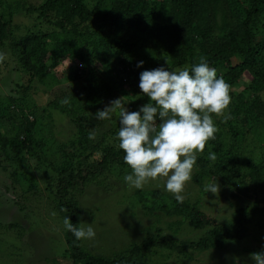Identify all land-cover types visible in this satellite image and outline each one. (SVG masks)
Here are the masks:
<instances>
[{"label": "rangeland", "instance_id": "obj_1", "mask_svg": "<svg viewBox=\"0 0 264 264\" xmlns=\"http://www.w3.org/2000/svg\"><path fill=\"white\" fill-rule=\"evenodd\" d=\"M43 1L4 0L0 5V16L7 17L6 13L12 11L9 32L17 38L26 34L27 30L45 34L57 30L47 22L29 16L22 9L23 3L37 7ZM85 1L89 3L88 8L100 10L95 5L98 0ZM262 24L264 16L255 24V34L261 33ZM93 26L89 24L90 29ZM47 48V65L57 57V67L41 80L36 78L28 83L27 75L20 68L10 43L5 42L0 47V53L6 57L0 63V134L8 138L19 137L22 126L31 121L35 123L34 140L43 144L42 149H35V154L15 155L9 152L7 158L2 156L0 159V264H72L65 239L67 230L64 218L57 207V173L53 167H60L64 152L70 150L69 144L77 138V128L76 122L60 112L61 107L69 106L61 104V101L76 100L78 96L84 99L89 94L90 72L96 74L102 85L112 87L113 95L102 93L94 103L83 101L84 104H80L89 109L78 116V122L82 123L84 132L93 137V145L102 142L105 146H114L116 150L120 148L110 139H104V135L117 126L118 116L113 114L111 120L100 121L95 118L96 112L121 97L128 110L140 108L149 102L147 96L142 97L138 82H132L127 89H120L124 76L116 72L114 75L108 73L116 71L114 58L110 54L100 49L94 51L88 43L84 62H78L62 49L55 51L51 41ZM197 51L198 46L195 48ZM134 52V60L143 61L144 70H152L155 62L170 65L165 48L150 39H141ZM99 55L100 58H96ZM89 56L93 57V62ZM78 72L79 78L76 75ZM229 94L231 103L226 113L231 118L224 122L222 117L212 114L218 129L216 138L209 140L204 153L198 157L204 161L207 159L212 171H217L215 164L221 163L224 168L219 170L238 173L242 179V189L237 199L232 200L228 199L223 186L216 179L205 181L203 188L191 180L183 193V203L198 208L217 225L226 228L232 226L235 212L240 208L254 209L264 204V196L247 179L264 158V114L259 115L252 110L242 113L241 118H238L234 112L242 101L254 98L259 101L260 111H264V88L254 91L248 83L238 84L230 87ZM216 145H220L221 149L216 150ZM101 148L103 146L100 144L94 157L82 162L81 170H89L91 163L100 158L103 153ZM209 149L215 152V161L207 158ZM196 169L194 166L193 173ZM130 172L125 162L113 165L96 180L84 187L77 185L70 192V198L79 210V228L91 225L96 233L94 239L80 240L84 251L110 257L145 238H151L155 243L164 240L182 245L195 242L204 235L206 229L193 230L185 223L181 226L171 225L182 221V216H164L160 210L163 206L172 211L184 205L165 190L164 181H150L142 189L130 188L124 180ZM216 182L219 192L216 195L206 193L205 186ZM156 192L161 194L160 199L151 195ZM151 209V212L146 211ZM263 249L264 229L256 226L254 219L248 226L246 238L240 242L226 243L221 249L195 251L185 258L162 250L159 246H152L146 252V257L137 264H236L234 257L239 258V264H254L250 253L262 252Z\"/></svg>", "mask_w": 264, "mask_h": 264}, {"label": "trees", "instance_id": "obj_2", "mask_svg": "<svg viewBox=\"0 0 264 264\" xmlns=\"http://www.w3.org/2000/svg\"><path fill=\"white\" fill-rule=\"evenodd\" d=\"M3 2L4 0H0V5ZM26 5L23 3L22 9L29 16L45 21L57 29L47 34L27 30L26 34L16 38L9 32L12 11L6 13L7 17L0 16V47L5 42L10 43L20 68L27 75L28 83L36 78L41 80L57 67V57H54L50 65L46 63L49 41L55 51L62 49L78 62H84L89 43L94 51L100 49L114 58L116 71L108 73L114 75L116 72L117 75L124 76L120 89H127L132 82L140 83V73L145 71L143 67H137L134 50L141 39L147 38L165 48L170 62L169 66L155 62L153 69L164 67L169 71H178L186 64L190 68L199 63L203 57L210 67L216 69L217 76H222L230 87L248 83L249 88L254 91L264 88V24L261 33H254L255 24L264 16V0H98L95 4L100 9L98 11L88 8L89 3L85 0H44L37 7ZM89 24L95 26L90 29ZM196 45L198 53L195 52ZM100 55L96 58H100ZM89 59L94 61L92 56ZM76 75L80 77L79 72ZM98 80L96 74L90 72L89 94L84 99L78 96L76 100L69 101V106L60 108L61 113L76 122L77 138L69 144L70 150H63L65 152L60 167L56 169L52 166L57 173L55 194L62 217L68 216L77 228L80 225L79 210L70 198V192L77 185L84 187L88 182L96 180L111 166L124 162L123 150H116L110 144L105 146L102 142L93 145L90 133L86 134L82 123L78 122V116L89 109L80 104L88 101L94 103L102 93L113 95V88L102 85ZM258 102L257 98L242 101L234 112L238 118H241L242 113H250L252 110L263 115L264 111H260ZM138 110L139 108H130L128 111ZM22 127L19 137L8 138L0 134V159L2 156L7 158L9 152L15 155L35 154V149H42L43 144L33 137L35 123L30 121ZM119 128L118 122L115 128L105 133L104 139L108 138L118 146ZM100 144L103 146L100 158L91 163L89 170H81L82 162L94 157ZM220 149V145H216V150ZM220 164H215L218 170L212 171L210 162L198 157L192 181L203 188L205 181L216 179L223 186L228 199L236 200L242 189V179L235 171L230 174V171L219 170L224 168ZM247 179L264 196V158ZM151 195L157 199L161 197L158 192ZM183 204L172 211L164 206L160 210L168 218L172 215L176 218L182 216V221L171 225L181 226L185 223L193 230L206 229L197 241L176 245L164 240L155 243L151 238H145L140 243L128 245L118 254L104 257L84 251L80 240H76L67 231L65 239L72 264H137L146 257V252L152 246H159L162 250L185 258L195 251L221 249L226 243L244 240L248 226L254 219L256 226L264 229V204L254 209L237 210L230 228L217 225L213 219L189 203ZM61 207L67 211H61ZM146 211L151 212L152 209Z\"/></svg>", "mask_w": 264, "mask_h": 264}, {"label": "clouds", "instance_id": "obj_3", "mask_svg": "<svg viewBox=\"0 0 264 264\" xmlns=\"http://www.w3.org/2000/svg\"><path fill=\"white\" fill-rule=\"evenodd\" d=\"M5 58L0 53V63ZM143 63L139 61L137 67ZM139 88L149 102L138 111H128L121 97L98 110L95 118L103 121L111 120L113 114L118 116V146L131 169L124 177L130 188L142 189L150 181L162 180L165 190L183 203L185 186L192 180L198 156L204 153L209 140L216 138L218 129L212 114L224 122L231 118L226 113L231 103L230 85L201 57L199 63L178 71L164 67L142 71ZM61 104H69V100L63 99ZM207 158L217 159L211 149ZM204 190L216 195L219 185L212 183ZM63 223L76 240L95 238L91 225L77 228L68 216ZM250 258L254 264H264V252L250 253ZM234 259L239 264V258Z\"/></svg>", "mask_w": 264, "mask_h": 264}]
</instances>
